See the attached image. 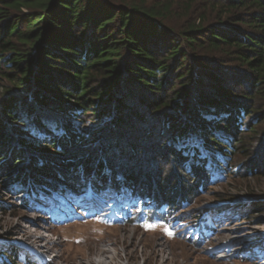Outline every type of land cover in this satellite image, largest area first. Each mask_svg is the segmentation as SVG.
I'll use <instances>...</instances> for the list:
<instances>
[{
	"label": "trees",
	"instance_id": "16d2710c",
	"mask_svg": "<svg viewBox=\"0 0 264 264\" xmlns=\"http://www.w3.org/2000/svg\"><path fill=\"white\" fill-rule=\"evenodd\" d=\"M0 81V183L15 195L111 189L106 223L172 226L213 185L198 146H180L191 133L236 174L264 166V0H0ZM202 214L198 248L215 230Z\"/></svg>",
	"mask_w": 264,
	"mask_h": 264
},
{
	"label": "rangeland",
	"instance_id": "374dc122",
	"mask_svg": "<svg viewBox=\"0 0 264 264\" xmlns=\"http://www.w3.org/2000/svg\"><path fill=\"white\" fill-rule=\"evenodd\" d=\"M2 85L0 81V92ZM259 110L264 113V106ZM256 116H242L241 122L244 125ZM105 120L108 122L109 118ZM217 125L213 124L215 135L222 137ZM79 126L90 129L92 123ZM186 139L180 146H198L200 159L208 160L206 168L213 181L212 188L199 196L195 205L183 210L192 214L193 220L188 217L172 226H112L104 218L112 214L114 204L118 208L122 202L115 199L111 189L97 199L88 186L84 195L72 203L60 193L46 195L39 188L32 195H15L5 191L0 183V254L15 251L19 264H24V257L30 264H47L44 255L50 258L48 264H264L263 164L258 163L257 173L242 164L236 174L237 169L228 166L227 156L201 148L200 138L194 133ZM225 143L230 145L233 141L228 139ZM123 151H130L124 148L119 155L126 159ZM20 158L18 164L22 165L26 158ZM143 163L138 166L144 169ZM222 194L227 196L221 199ZM252 202L255 216L244 218L243 206ZM67 210L75 217L71 221H65ZM86 213L92 217H84ZM202 213L215 230L198 248L194 239L198 232L189 231V225ZM31 232L42 237L38 243L28 234Z\"/></svg>",
	"mask_w": 264,
	"mask_h": 264
},
{
	"label": "bare ground",
	"instance_id": "6f19581e",
	"mask_svg": "<svg viewBox=\"0 0 264 264\" xmlns=\"http://www.w3.org/2000/svg\"><path fill=\"white\" fill-rule=\"evenodd\" d=\"M36 231H37V230H36ZM36 231H34V232H36ZM37 232H38V231H37ZM28 234H29V235L32 234L31 236H34V240H35L34 242H35V243H38V242L40 241V239L42 238V237H40V236L38 235V233H33V232H31V233H28ZM31 236H30V237H31Z\"/></svg>",
	"mask_w": 264,
	"mask_h": 264
}]
</instances>
